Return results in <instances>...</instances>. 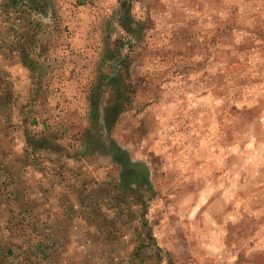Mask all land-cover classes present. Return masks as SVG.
<instances>
[{"label":"rangeland","instance_id":"rangeland-1","mask_svg":"<svg viewBox=\"0 0 264 264\" xmlns=\"http://www.w3.org/2000/svg\"><path fill=\"white\" fill-rule=\"evenodd\" d=\"M0 264H264V0H0Z\"/></svg>","mask_w":264,"mask_h":264},{"label":"trees","instance_id":"trees-1","mask_svg":"<svg viewBox=\"0 0 264 264\" xmlns=\"http://www.w3.org/2000/svg\"><path fill=\"white\" fill-rule=\"evenodd\" d=\"M95 113H97V112H95ZM132 173H133V171H131Z\"/></svg>","mask_w":264,"mask_h":264}]
</instances>
